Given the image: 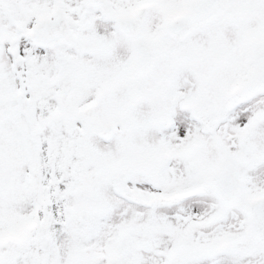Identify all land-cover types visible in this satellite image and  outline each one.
<instances>
[{"label":"snow or ice","instance_id":"obj_1","mask_svg":"<svg viewBox=\"0 0 264 264\" xmlns=\"http://www.w3.org/2000/svg\"><path fill=\"white\" fill-rule=\"evenodd\" d=\"M0 264H264V0H0Z\"/></svg>","mask_w":264,"mask_h":264}]
</instances>
